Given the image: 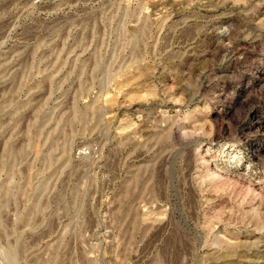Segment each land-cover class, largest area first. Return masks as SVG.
Wrapping results in <instances>:
<instances>
[{
    "label": "rangeland",
    "instance_id": "rangeland-1",
    "mask_svg": "<svg viewBox=\"0 0 264 264\" xmlns=\"http://www.w3.org/2000/svg\"><path fill=\"white\" fill-rule=\"evenodd\" d=\"M0 264H264V0H0Z\"/></svg>",
    "mask_w": 264,
    "mask_h": 264
}]
</instances>
